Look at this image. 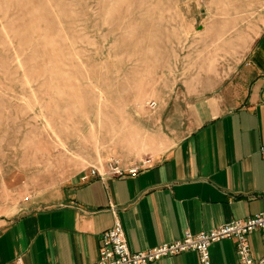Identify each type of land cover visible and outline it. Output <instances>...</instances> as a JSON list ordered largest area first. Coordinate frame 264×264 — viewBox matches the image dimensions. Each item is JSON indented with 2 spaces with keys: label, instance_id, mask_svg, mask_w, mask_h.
<instances>
[{
  "label": "rangeland",
  "instance_id": "374dc122",
  "mask_svg": "<svg viewBox=\"0 0 264 264\" xmlns=\"http://www.w3.org/2000/svg\"><path fill=\"white\" fill-rule=\"evenodd\" d=\"M263 29L264 0H0V215L160 157Z\"/></svg>",
  "mask_w": 264,
  "mask_h": 264
},
{
  "label": "crops",
  "instance_id": "0c3cea01",
  "mask_svg": "<svg viewBox=\"0 0 264 264\" xmlns=\"http://www.w3.org/2000/svg\"><path fill=\"white\" fill-rule=\"evenodd\" d=\"M240 79L171 109L174 144L136 176H81L50 199L0 215V264H95L102 235L121 222L132 252L264 213V29ZM239 80V81H241ZM241 83V84H242ZM264 257L263 235L249 237ZM212 264H241L236 244L211 247ZM156 264H201L187 252Z\"/></svg>",
  "mask_w": 264,
  "mask_h": 264
},
{
  "label": "built area",
  "instance_id": "2783aa9c",
  "mask_svg": "<svg viewBox=\"0 0 264 264\" xmlns=\"http://www.w3.org/2000/svg\"><path fill=\"white\" fill-rule=\"evenodd\" d=\"M261 154L264 157V146L261 148ZM151 162L148 161L142 168H131L129 170L116 167L112 173H99L93 170L91 174L83 176L82 179L87 181L91 176L99 177L102 180L109 176H136L140 170L150 166ZM257 231L262 233L264 243V213L234 221L209 232L194 234L187 231L177 241L135 253L131 251L123 226L117 219L114 226L101 237L102 244L99 260L95 264H156L162 259L175 257L187 252L198 253L201 264H212L211 247L224 240L235 241L241 264H264V257L257 259L253 256L249 242V237ZM17 264L23 263L19 260Z\"/></svg>",
  "mask_w": 264,
  "mask_h": 264
}]
</instances>
